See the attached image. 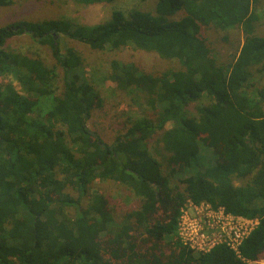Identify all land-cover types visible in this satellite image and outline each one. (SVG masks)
Wrapping results in <instances>:
<instances>
[{
  "label": "trees",
  "instance_id": "obj_1",
  "mask_svg": "<svg viewBox=\"0 0 264 264\" xmlns=\"http://www.w3.org/2000/svg\"><path fill=\"white\" fill-rule=\"evenodd\" d=\"M16 1L0 0V7ZM153 1L151 10L116 9L96 24L60 17L0 26V77H9L0 81V264H108L106 246L114 258H127L121 264H255L264 257V85L251 81L264 71L261 0ZM236 27L243 42L221 62L205 32ZM22 34L50 48L63 69L59 92L55 66L7 49ZM61 35L92 50L130 46L167 60L158 75L132 62L110 64L109 77L142 94L156 120L133 119L111 143L91 130L98 95L82 75L80 53L70 46L61 52ZM201 140L214 150V164L176 178L198 165ZM106 179L138 198L118 223L105 196L91 192ZM189 202L257 223L238 252L219 243L195 253L178 237ZM158 207L162 219L150 213ZM133 231L167 239L175 248L169 263H148Z\"/></svg>",
  "mask_w": 264,
  "mask_h": 264
},
{
  "label": "rangeland",
  "instance_id": "obj_2",
  "mask_svg": "<svg viewBox=\"0 0 264 264\" xmlns=\"http://www.w3.org/2000/svg\"><path fill=\"white\" fill-rule=\"evenodd\" d=\"M153 0H114L111 3H98L93 5H82L73 0H17L10 6L0 7V26L10 22L26 19L41 20L64 17L80 24H96L106 20L113 10H121L128 13L132 9L151 10ZM259 22L256 26L258 34H264V0L258 3ZM208 37L212 40L218 52V59L223 62L227 61L228 53L233 52L235 48L243 42L242 30L238 27L229 28L227 30L211 29L206 31ZM74 47L83 58L82 75L87 78L98 95V107L92 110L91 118L87 125L91 130L97 132L101 138L107 143H111L114 138L125 131V127L136 118L147 117L156 120V113L150 106L146 104L142 94L137 93L133 88L121 89L114 82L109 74L111 73V61L118 60L124 63L132 62L138 70L158 75L162 70L169 66V62L161 58L154 52H146L137 50L133 47L126 46L120 50H92L88 46L74 41L68 37L61 35L60 47L64 52L66 47ZM6 47L8 50L27 53L40 57L47 66H55L58 73L56 82L57 92L61 90L63 69L56 64L52 56L51 50L47 45H42L32 40L28 35L22 34L8 40ZM9 77H0V81H7ZM254 87L264 85V71L255 73L251 79ZM18 87L17 82L13 81ZM252 91V90H251ZM171 126V122L165 124V128ZM198 165L175 175L176 178H183L196 169L213 165L215 162L214 150L207 146L201 140ZM238 184V181L234 182ZM98 191L102 193L111 209L114 221L121 222L127 211L138 207L139 202L125 185L113 182L109 179L96 181L92 184L91 192ZM183 209L188 210L190 215L194 214L192 207L187 203ZM69 213H73L75 208H68ZM160 207L152 210L150 213L155 217L164 218L166 213ZM100 231L104 229L102 224L99 225ZM101 234L99 238H103ZM132 242L136 244V250L139 253L146 250V258L152 261L169 263L171 260V252L175 250L174 246L165 240L150 239L142 232L133 231ZM102 236V237H101ZM179 239L182 241L180 236ZM128 240L131 242L130 237ZM183 242V241H182ZM184 243V242H183ZM144 250H143V249ZM194 250V249H193ZM195 253L198 251L194 250ZM125 253H129L126 252ZM105 259L108 264H121L127 261L126 257L114 258L108 246L104 248ZM255 264H264V257Z\"/></svg>",
  "mask_w": 264,
  "mask_h": 264
},
{
  "label": "built area",
  "instance_id": "obj_3",
  "mask_svg": "<svg viewBox=\"0 0 264 264\" xmlns=\"http://www.w3.org/2000/svg\"><path fill=\"white\" fill-rule=\"evenodd\" d=\"M194 214L182 209L178 223V235L191 249L208 251L214 245L225 243L235 252L242 239L256 225L257 220L227 214L222 208L189 202Z\"/></svg>",
  "mask_w": 264,
  "mask_h": 264
}]
</instances>
